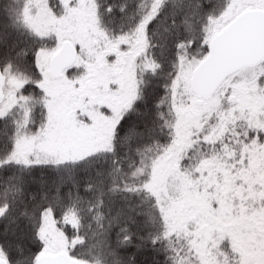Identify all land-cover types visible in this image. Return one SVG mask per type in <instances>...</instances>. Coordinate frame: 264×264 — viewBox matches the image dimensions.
I'll return each instance as SVG.
<instances>
[{
	"label": "snow or ice",
	"instance_id": "1",
	"mask_svg": "<svg viewBox=\"0 0 264 264\" xmlns=\"http://www.w3.org/2000/svg\"><path fill=\"white\" fill-rule=\"evenodd\" d=\"M0 264H264V0H0Z\"/></svg>",
	"mask_w": 264,
	"mask_h": 264
}]
</instances>
